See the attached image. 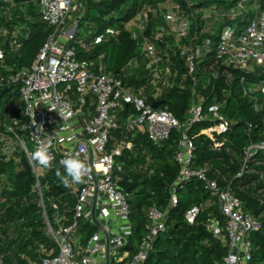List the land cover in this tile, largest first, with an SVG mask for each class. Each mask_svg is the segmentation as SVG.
<instances>
[{
  "label": "trees",
  "instance_id": "1",
  "mask_svg": "<svg viewBox=\"0 0 264 264\" xmlns=\"http://www.w3.org/2000/svg\"><path fill=\"white\" fill-rule=\"evenodd\" d=\"M168 2L176 3L180 15L190 19L194 9H210L217 13L215 22L221 25L215 33L202 34L204 27L200 18L192 24L191 38L196 36L197 44L207 37L216 42L221 31L227 27L236 28L238 37L254 16L253 9L256 7L264 11V0L244 3L246 12L240 8L243 0H199L193 9L187 7L184 0H86L73 43L77 55L94 73H111L129 87L143 88L149 104L161 102L160 109L171 112L182 122L189 116L195 100L202 102L206 110L216 104L223 106V114L234 125L226 135L218 138L220 142L227 140L220 151H214V142L201 134L210 127V122L196 124L189 131L195 147V166L209 165L219 170L242 201L244 211L261 222L262 230L249 235L252 246L249 264H264V196L260 194L264 191V165H258V162H264V152L257 155L255 163L249 164L242 178H237L244 148L251 141L264 139V67L230 70V81L225 76L207 79L203 70L216 60L213 54L211 58L204 57L199 61L198 84L195 86L188 75L185 59L181 57L180 49L187 41L182 40L178 44L174 41L175 52L169 50L167 44L154 38L158 18H149L145 39L149 40V44L156 43L162 50H169V56L161 57L160 66L166 65L165 69H170V78L168 83H165L166 80L164 84L158 83L162 93L157 97L148 60L141 55L140 44L128 25L142 17L145 10L151 14L150 8ZM0 13L4 14L0 16V139L16 138V134L27 143L26 134L21 130L26 121L24 106L19 85L13 80L19 70L30 68L53 34V29L41 20L36 0H0ZM135 60L139 66L131 69L130 65ZM244 89L250 90L249 96L244 95ZM254 99L258 101V110L255 109ZM135 115L134 108L127 104L120 121ZM249 126H252L251 133L248 132ZM179 136L175 132L169 141L155 144L145 133L124 129L115 133L112 143L125 141L133 144V148L126 149L119 158L122 172L119 173L121 181L118 183L131 209L130 223L134 235L133 246L130 247L135 249L136 243L146 235L148 212L155 206L168 211L167 229L157 239L145 264H224L227 247L207 229L210 221L216 219L223 223L224 219L202 184L193 180L179 187L178 205L171 207V192L180 173L175 160ZM29 165L26 153H22L17 161L0 152V264L38 262L41 246L48 250L54 248L45 232L39 197L34 189L36 181L27 175ZM57 168L63 171L62 166L56 163L41 178L44 202L51 221L53 203H58L62 210L68 202L64 216L70 218L75 202L74 186L63 187L55 175ZM194 206H200L202 213L196 224L190 226L185 214ZM80 232L86 241L96 228L83 225Z\"/></svg>",
  "mask_w": 264,
  "mask_h": 264
},
{
  "label": "built area",
  "instance_id": "2",
  "mask_svg": "<svg viewBox=\"0 0 264 264\" xmlns=\"http://www.w3.org/2000/svg\"><path fill=\"white\" fill-rule=\"evenodd\" d=\"M36 1L41 20L53 29V34L40 49L30 68L19 70L14 77L13 83L19 85L26 119L21 130L34 150L42 144L49 148L55 156L53 165H61L60 161L67 155L78 153L81 159L91 165L92 172L85 183L74 185L75 202L71 217L62 216L59 204L53 203L51 221L41 184V178L48 170L42 168L40 174L38 166L31 164L45 232L54 248L48 250L41 246L38 262L29 264H145L148 261L157 239L167 229L168 211L155 206L150 208L146 235L131 252L134 235L130 223L131 209L118 183L121 181L119 173L122 172L119 158L126 149L131 150L133 144L125 141L112 143L115 133L122 129L145 133L155 144H164L175 132L180 135L175 152L180 173L171 192V207L178 205L179 187L193 180L200 182L217 200L219 213L224 219V224L219 220L207 224L208 231L215 238L225 236L227 239L224 264H249L252 252L249 235L261 231L262 224L244 211L242 201L219 170L209 165L195 166V147L189 136L194 125L208 121L210 127L201 134L214 142V151H220L227 140L220 142L218 138L226 135L234 125L223 114V106L216 104L206 110L202 102L195 100L184 122L171 112L160 109V106L155 109L154 104L160 102L149 104L143 88L129 87L111 73L96 74L79 60L73 44L78 23L71 25L69 22L75 0ZM184 1L191 8V0ZM249 1L243 0V5H240L243 12L247 11L244 3ZM253 11L254 16L240 36H236V28L227 27L221 31L216 42L207 37L198 44L196 36L191 38L192 20L189 17L181 14L170 19L178 25V42L187 41L180 49L181 57L185 59L188 75L195 86L198 84L199 61L213 54L216 60L203 70L210 78L225 76L230 81V70L264 67V11L256 7ZM214 14L213 24L217 19V13ZM166 76L165 83H168V68ZM249 92L244 89V95L249 96ZM193 93L197 97L195 90ZM254 101L255 109L258 110V101ZM127 104L134 108L136 115L120 121ZM248 132H252V126L248 127ZM15 136L27 145L26 141ZM263 152L264 139L251 141L243 150L237 178H242L249 164L255 163L257 155ZM25 153L30 160L31 153L26 147ZM258 165H264V162H258ZM260 194L264 196V191ZM201 213L200 206L192 207L185 214L186 222L190 226L195 225ZM82 223L96 228V232L86 241L80 232ZM78 233L79 236L74 238Z\"/></svg>",
  "mask_w": 264,
  "mask_h": 264
},
{
  "label": "rangeland",
  "instance_id": "3",
  "mask_svg": "<svg viewBox=\"0 0 264 264\" xmlns=\"http://www.w3.org/2000/svg\"><path fill=\"white\" fill-rule=\"evenodd\" d=\"M199 2V0H191L190 4L192 5L191 8L193 9V6L195 4H197ZM81 1L80 0H76L75 5L73 7V10L71 12L70 15V20L69 22L71 23V25H75L76 23H78L79 26V20L83 17V10L80 8V4ZM206 11L199 12L194 9L193 10V18L191 20L192 24L196 23L197 18H200L201 21L205 22L203 25V33L202 34H207L208 32L211 33V31H208V28H210L214 22V12L210 9H205ZM150 12L151 14H148V10H145L144 13V17L139 19V20H134L133 22H131L128 25V28L130 30L133 31V33L135 34L140 47H142L145 51H148L149 48L151 47V52L153 51V54L155 55V57L157 58H161V56H169V50L175 52V48H174V41L177 39V25L176 23L171 22V18L180 13L177 11V9L173 8L172 9H166V8H162L160 7V4L153 6L152 8H150ZM199 14V15H198ZM4 16V14L0 13V16ZM186 16V15H185ZM188 17V16H186ZM149 18L157 20L158 18V24L157 27L153 33L154 38L156 39V41H161L164 42L165 44H167V48L169 50H162L161 47H157L156 43L155 44H149V40L145 39L144 37V32H145V27L147 24V20H149ZM217 24V28L221 25L218 23V21L216 22ZM211 25V26H210ZM216 28V26H213ZM216 32L212 31V33ZM174 42V43H173ZM173 44V45H172ZM150 52V53H151ZM136 66L135 61L133 62V67ZM161 66L160 68V72L165 74V67ZM166 75V74H165ZM25 147L26 149H28L29 151H34V147L31 143H29L27 141V145H24L22 142H20L17 138H2L0 139V152L3 155L8 156L9 159H13V160H19L20 156L22 153H25ZM27 155V154H26ZM28 157V156H27ZM29 158V157H28ZM31 166V165H30ZM39 167V166H38ZM38 173L42 174L43 170L41 167L38 168ZM67 207H68V202H67ZM64 208L60 211V214L63 216L65 214V210L68 208ZM82 225H84L82 223ZM79 233L74 235L75 237H78Z\"/></svg>",
  "mask_w": 264,
  "mask_h": 264
},
{
  "label": "clouds",
  "instance_id": "4",
  "mask_svg": "<svg viewBox=\"0 0 264 264\" xmlns=\"http://www.w3.org/2000/svg\"><path fill=\"white\" fill-rule=\"evenodd\" d=\"M54 160L55 156L51 154L47 146L42 144L31 152L29 164H35L43 169L51 170ZM60 164L63 171L57 168L55 175L65 188L85 183L86 178L92 172L91 165L81 159L78 153L67 155L60 161Z\"/></svg>",
  "mask_w": 264,
  "mask_h": 264
},
{
  "label": "crops",
  "instance_id": "5",
  "mask_svg": "<svg viewBox=\"0 0 264 264\" xmlns=\"http://www.w3.org/2000/svg\"><path fill=\"white\" fill-rule=\"evenodd\" d=\"M81 1V3L79 4L80 5V8L83 10V11H85V2H86V0H80ZM75 2H76V0H75ZM160 7H162V8H166V9H172V7L173 8H175V9H177V11H179V9H178V6H177V4L176 3H171V2H168V3H162V4H160ZM39 9V8H38ZM198 11V13L199 12H202L203 11V13H204V11H206V10H197ZM83 15H84V12H83ZM199 15V14H198ZM144 17V14H143V16L141 17V18H143ZM141 18H139V19H141ZM234 18V17H233ZM139 19H136V20H139ZM202 25H204V23L205 22H203L202 21ZM176 25H177V23H176ZM211 26V25H210ZM213 26H216V28L215 27H213ZM220 27V26H219ZM218 27V28H219ZM218 28H217V24H213L210 28H208V31H211V33H212V31H215V29H216V31L218 30ZM177 29H178V25H177ZM206 29V28H205ZM205 29H203V30H205ZM203 30H202V32L201 33H203ZM131 32H133L132 30H130ZM208 33H210V32H208ZM207 33V34H208ZM215 33V32H214ZM134 34V33H133ZM135 35V34H134ZM177 35H178V32H177ZM6 37H8V35L6 36ZM176 41V43L178 42V38L175 40ZM80 44H82V42L80 41L79 42ZM178 44V43H177ZM176 44V45H177ZM151 47L149 48V50L148 51H145L142 47H140V52H141V55L142 56H144V58L145 59H147L148 60V63H149V65H148V67H149V69H150V71H151V74L152 75H157V77L156 78H158V81L156 80V78H155V76H153V81H152V85H154V87L155 88H157V93L156 94H159V95H161V93H162V87L160 88L159 87V84L158 83H164L165 82V79H166V70L167 69H165V74L162 72H160L161 70H160V68H161V66L160 65H162V62H161V59L162 58H157V57H155V55L153 54V51L151 52ZM168 50V49H167ZM151 52V53H150ZM162 57V56H161ZM135 63H136V66L135 67H133V62L131 63V65H130V68L131 69H135V68H138V66H139V62L137 61V60H135ZM102 70V69H101ZM160 70V71H159ZM100 73H105L104 71H101ZM99 74V73H98ZM207 79H208V76H207ZM206 79V80H207ZM211 201L213 202V203H216L217 205H218V202H217V200L216 199H214L212 196H211ZM218 212H219V210H218ZM214 220H216V219H214ZM222 224H224V222L222 223ZM217 239V238H216ZM219 240H221L225 245H226V247H227V239H226V237L225 236H223L222 238H220ZM131 249V252H134V249L131 247L130 248Z\"/></svg>",
  "mask_w": 264,
  "mask_h": 264
},
{
  "label": "water",
  "instance_id": "6",
  "mask_svg": "<svg viewBox=\"0 0 264 264\" xmlns=\"http://www.w3.org/2000/svg\"><path fill=\"white\" fill-rule=\"evenodd\" d=\"M19 72V71H18ZM161 105V102L160 103H156V104H154V108L155 109H158L159 108V106ZM27 175L29 176V178L30 179H32V178H34V176H33V171H32V167L29 165V167H28V169H27Z\"/></svg>",
  "mask_w": 264,
  "mask_h": 264
}]
</instances>
